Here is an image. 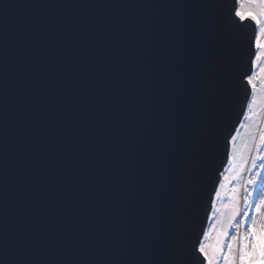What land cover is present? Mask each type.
<instances>
[{
	"label": "water",
	"instance_id": "1",
	"mask_svg": "<svg viewBox=\"0 0 264 264\" xmlns=\"http://www.w3.org/2000/svg\"><path fill=\"white\" fill-rule=\"evenodd\" d=\"M209 2L234 38L222 99L210 58L185 47L202 18L186 5ZM234 8L0 0V264H171L193 184L183 239L202 242L252 92L258 27Z\"/></svg>",
	"mask_w": 264,
	"mask_h": 264
},
{
	"label": "snow or ice",
	"instance_id": "2",
	"mask_svg": "<svg viewBox=\"0 0 264 264\" xmlns=\"http://www.w3.org/2000/svg\"><path fill=\"white\" fill-rule=\"evenodd\" d=\"M240 3L253 5V9L241 11L234 8L233 23L245 22L251 20L259 28V34L255 38L257 48H264V44L260 43L259 36L264 34V0H239ZM217 6L215 3H199L186 5L188 8L202 10V18L197 31L194 33L193 39L186 41V48H200L206 58L209 59V68L215 82L217 83L218 98L228 90V81L234 70V38L230 34H222L217 32L213 27L214 21L211 16V10ZM238 18V20H237ZM264 53L257 52L256 58ZM249 71H251V66ZM264 72V69H261ZM248 86H253V78L251 75L245 76ZM212 127H210L201 141L198 149L199 166L206 167L210 163V145H211ZM235 137H233V140ZM264 140V135L261 136ZM264 160V157L260 158ZM245 163L249 161L245 160ZM251 168H259L260 171L250 173L247 180L250 186L248 191L243 196V207L239 204L233 205L232 216L225 224V228L231 233L230 239L237 241L239 237V229L243 225L244 233L241 242L237 245L236 252H231V245H228L229 256L224 257L222 248L219 242L212 248L211 254L208 251V246L200 241H197L192 248H188L184 243V233L194 218L195 214V185L187 191L185 195L184 211L180 221V230L176 238V255L177 259L171 264H219V259L216 258L217 253H221L220 259H227L229 264H264V223L257 224L254 216L250 213H258L264 215V163L257 165L255 161L250 162ZM233 221L235 223L233 224ZM228 235V232H224Z\"/></svg>",
	"mask_w": 264,
	"mask_h": 264
},
{
	"label": "rangeland",
	"instance_id": "3",
	"mask_svg": "<svg viewBox=\"0 0 264 264\" xmlns=\"http://www.w3.org/2000/svg\"><path fill=\"white\" fill-rule=\"evenodd\" d=\"M254 6L247 3H240L238 0V8L241 11H248ZM259 34L257 28L256 36ZM260 43L264 44V34L259 36ZM256 47V43H255ZM264 53V48H257L256 53ZM264 55H260L254 59V71L252 73L253 86L250 100L247 104L246 113L242 123L236 130L230 140L229 160L225 166L221 181L216 191L212 211L210 213L208 226L202 242L208 246V251L211 254L212 248L219 244L222 248L224 257L229 256L228 245H231V252L234 254L237 245L241 242L244 233L243 225L239 229V237L237 241H232L230 236L233 234L225 228V224L232 216L233 205L239 204L243 207V196L250 191V186L247 183L250 173L260 171L259 168H251L250 162L255 161L257 165L264 163L261 157H264V140L261 136L264 135ZM245 160L249 163H245ZM264 174V172H262ZM264 211V210H262ZM254 216L257 224L264 223V215L258 213H250ZM235 221H233V224ZM228 232V235H224ZM221 253L216 254L219 259V264H229L227 259H220Z\"/></svg>",
	"mask_w": 264,
	"mask_h": 264
},
{
	"label": "bare ground",
	"instance_id": "4",
	"mask_svg": "<svg viewBox=\"0 0 264 264\" xmlns=\"http://www.w3.org/2000/svg\"><path fill=\"white\" fill-rule=\"evenodd\" d=\"M212 211V210H211Z\"/></svg>",
	"mask_w": 264,
	"mask_h": 264
}]
</instances>
